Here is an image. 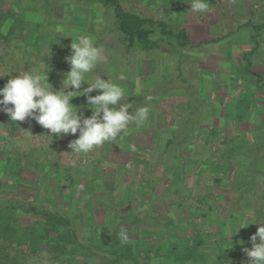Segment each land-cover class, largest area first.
<instances>
[{
    "label": "rangeland",
    "instance_id": "374dc122",
    "mask_svg": "<svg viewBox=\"0 0 264 264\" xmlns=\"http://www.w3.org/2000/svg\"><path fill=\"white\" fill-rule=\"evenodd\" d=\"M121 1L124 9L131 13L156 23L166 19L171 25H175L177 29H188L191 35L197 39L205 38L209 33H211L212 37L220 36L223 31H226L229 36L221 40V42L211 43L209 46L208 44H206V46L202 45L199 49H191L189 47L184 49V58L179 61L182 63L181 71H183V73L185 72V88L187 87L188 89L189 87V90L191 89L193 91L199 100L197 104H204V108L214 106V102L211 101L213 98L216 100L218 106H216V110L221 111L226 107L231 108L230 111L232 114H230V116L233 117L232 123L234 122L235 128L237 127L236 124L238 122L240 123V121L236 119L235 112L241 109L246 101L250 100L247 109L248 117V113L252 114L254 111L264 117L263 107L258 108L259 102H264V93L256 88L258 79L254 78L251 74L257 73L264 78V32L259 38H256L260 44L258 51L250 61H247L245 55L254 48L255 44H253L251 39L253 33L249 31L250 28L249 30L243 29L239 31V26L247 23H251L253 26L264 25V9L261 10L262 4L264 5V0H210V12L191 13L187 11L186 13L183 12V16L181 14L179 16L176 13L181 6L189 10L190 6L188 3L190 0L178 1L177 4H179V6H174L172 8L174 14L171 15H169L171 10L169 9L171 4L170 1H160L161 6L158 0ZM70 3H75L79 6L72 7ZM115 23L116 20L110 8L95 6L91 9V4L88 0H0V76L5 75L3 78H0V88H3L11 78V76L6 74L11 73L15 76L22 72L40 69L41 71H49V83L55 90L59 91L64 79L63 74L70 70V66L64 59L67 55H70L71 52L70 45L72 43V38L67 36H76L80 34L92 36L96 44L105 49V55L108 57V63L99 65L97 69L90 74L92 77L101 75V78L107 79V76L109 77L112 73H118L121 67V73L124 75L127 74L128 76L138 74L140 76L137 77L138 79L143 77V75H148L151 72V68L153 73L160 72L164 66L162 64L167 59L172 63L173 69L171 73L175 71L174 75H179L177 67L180 66V64L176 61V66H178L176 67L174 65L177 57L172 52L171 47L163 51L146 54L137 51L128 52L129 50L126 49V43ZM247 34H250V39L247 37ZM24 43L28 44V47ZM144 56L150 58L149 60H154V62L158 61V69L156 71L155 64L152 63L151 65L149 61L144 65L143 63L140 65L138 61L139 59L141 61V58L144 59ZM118 62L121 65H117ZM248 70L251 71L250 74L247 73L249 72ZM153 79H155V76ZM261 82L262 83H260L259 80V84L264 85V79ZM177 85L179 84L177 83ZM87 86V84L84 85V87ZM188 92L191 93V91ZM96 94H98L96 91L92 93L93 96ZM245 97L249 100H245ZM188 98L192 101L190 97ZM0 99H2V97H0ZM190 101L189 105H191ZM71 103L78 108L82 107L83 115L89 116V112L91 111L88 108L86 97L81 96L74 98ZM255 116L256 115H254V118ZM261 120L259 118V121ZM251 125L253 126L254 124L251 123ZM216 128L223 129L224 136L236 135L235 138H241L242 141L239 144L243 142L244 144L238 145L245 146L248 148V151L250 148L249 146L253 145L247 143L246 137L249 139L258 138L255 137V135L254 137L253 135H248L247 133H249V131L242 132L235 130V133L232 134L226 127H221L220 124L216 126ZM202 129L205 131L209 130L205 128ZM203 130L193 129L189 138L190 141L187 143L194 145V148H203L202 145L204 142L203 136L201 135ZM155 131L157 132V136H159L163 130L159 129ZM48 134L49 131L34 120H27L24 122L18 121L15 123L11 122L6 113L0 112V160H4V158L10 156L20 159L22 163L29 162L31 166L35 163H43L46 164V168H48L45 172L39 171V173H33L29 169H26L25 173L27 175V180L31 183L34 182V186L24 185V187L19 189L23 192L29 191L32 196L31 200H35L39 202V204H51L53 200L60 208H66L68 210L77 208L78 205L81 204L80 202L88 187L87 178L89 179L90 177L103 181L104 185L102 189L104 191L102 189L99 191L108 195L105 203L112 206L113 204L110 202L112 201L113 194L118 191L119 185L129 181V176H127V174L125 175L126 177L122 175L124 174L123 169H121L123 164L126 171L127 169H131L132 166H135V170L142 173V178L140 179L148 182L146 185L140 186L141 188L139 187L140 191H146L148 186L153 188L151 190H155V188L159 187L152 183L153 181H151L147 173L148 171L143 170L140 164H135L134 161H130L136 158V154L134 156L133 153L132 155H122L118 153L115 159L109 161L107 154L112 149L111 142L105 143L102 147H98L94 151L89 152L92 156L93 164L90 165L88 163L87 166H83L72 157L70 148L68 147L70 141L77 138L79 133L75 136L69 134L60 138L47 137ZM198 135L199 137L197 138L196 136ZM221 140L223 141V139ZM214 143L215 141L211 144ZM210 148L213 152L211 156L217 158L219 164H223V161L219 159V153H216V151H219L220 147L216 150L211 146ZM163 152H157L156 156L158 159L156 158L154 160L156 164L154 168L156 169L153 171L154 173L156 172L155 175L160 186L164 181L172 179L170 171L174 169L164 167V165L167 166L168 163L171 162L170 160L167 162V160L173 157L166 159V157H163ZM192 154L193 153H190V155ZM180 159L185 160L183 156L180 157ZM185 161H188V159ZM214 163V159L209 157L204 161L198 162V165L196 164L197 169L195 170L197 171H194L197 174L196 183L200 186L202 191L191 193L189 197L192 198V200L203 198V202L198 204L195 203V201H190V204L185 205L187 207L184 208V216L188 218V222L190 223L186 224L187 229L184 233V238L188 237L192 239L195 237L202 239L205 243V245L202 246V250H211L213 255L210 257L213 258V260L217 259L215 262H218L222 257H229L236 254H239L242 259H246L247 256L243 248H251V227L250 225L246 226V224H239V222H242V217L245 218L246 211L249 210L247 208H237L234 214L232 212L234 210L229 209L232 206V202H234L233 200H235L233 194H231V189L232 187L238 186L237 184L241 181V176H239V181L235 183V179L233 180L235 176L233 175L235 171L233 167L229 174L226 175L217 169L218 166L214 167ZM2 164L3 162L0 161V166H3ZM111 166H116V168H118L116 170L117 173L113 174L115 177H111L110 171L108 170ZM51 171L55 173V178L54 176L52 177ZM129 173H131V171H129ZM145 173L148 175L146 174L145 176ZM38 175L42 178L40 181L37 180ZM65 175L69 176L70 179L65 182L61 180V182L64 183L63 187L57 186L56 178ZM109 178H111V180ZM217 178H224V182L222 184H217ZM125 189L127 192L130 190L128 187ZM210 189L213 192H209ZM44 192L49 193L53 198L48 199L43 197ZM192 194H195V196ZM146 195L149 194L144 193L141 195V197L143 196L142 198L139 197L140 202L142 200L141 203H143V198ZM65 196L70 197L72 201L68 199L64 200ZM253 198L256 199V195L251 196V201L254 202L255 200H253ZM124 201L126 203H131L132 196L128 198L126 196ZM211 204L217 205L216 213H218L221 218L226 217V214H228V218L231 213L234 214L235 216L233 218L237 220V225L234 227L229 223H225V226L223 225L220 230L217 229L219 226L215 223L213 226L210 224L208 225L207 223L210 220H206L203 217L201 218L200 215L203 214V212L206 213ZM144 205V203L143 205H134V209L137 212L143 213V211H147ZM195 205L197 207L196 210L193 209ZM160 208L161 206L156 208L159 211V215H156V220L162 224L164 221L168 220H162L161 214H164V212L163 209L161 210ZM188 208L191 211L188 210ZM116 209L119 210L118 208ZM251 210H254L253 217L255 219L261 218L259 215L261 209L256 210V208H253ZM98 215L97 217H100L98 218L99 223L103 221L107 222V220L109 221L111 217H113L112 213L102 214V212H100ZM243 220L246 222V219ZM80 221L84 224L85 219L81 217ZM263 221L262 223H264ZM224 222H226V219ZM258 222L261 223L259 220ZM169 225L171 226V224ZM242 225L244 228H241L238 232V229ZM255 225L256 227L258 226L257 224ZM256 227H253V232ZM222 228L224 230L227 229L228 234L230 233L228 229H232V232L237 236V240L234 241L235 245L231 244L233 246L230 245V242L224 244V247L220 248L222 249L221 253L216 249L215 240L220 241L218 237L223 234L222 232L220 233ZM257 230L255 232H257ZM239 238H242L241 241H243V244L240 242L239 244L237 243ZM13 248H16V245H14ZM11 251L16 253L14 250ZM26 253V251H23L22 255ZM29 260L31 264H59L52 262L53 257L47 254V252H41L36 257ZM95 264L109 263H101L99 258Z\"/></svg>",
    "mask_w": 264,
    "mask_h": 264
},
{
    "label": "trees",
    "instance_id": "16d2710c",
    "mask_svg": "<svg viewBox=\"0 0 264 264\" xmlns=\"http://www.w3.org/2000/svg\"><path fill=\"white\" fill-rule=\"evenodd\" d=\"M88 1L91 4V9L95 6L110 8L116 20L117 29L126 43V49L129 50L128 52L137 51L146 54L163 51L165 47H171L172 52L177 57L174 65L176 66V61L180 64V66H176L179 76L183 74V71H181L182 63L179 60L182 59L185 48L199 49L204 44L218 43L229 36L226 31H223L220 36H214L215 38L209 33L205 38L197 39L191 35L188 29H177L175 25H171L166 19L156 23L125 10L121 0ZM158 1L160 5L161 0ZM169 1L171 3L169 15H171L174 14L172 8L179 6L177 2L180 0ZM71 6L77 7L79 5L72 3ZM187 11L181 6L176 14L180 16V14L182 15L183 12L186 13ZM239 27V31L243 29L249 30L250 28L249 31L253 33L251 39L253 44L255 43L256 45L254 44V48L245 55V59L250 61L260 47L256 38H259L264 32V25L253 26L251 23H247ZM247 37L250 39V34H247ZM166 61L164 72H172V63L168 59ZM154 64L156 71L158 69L157 62H154ZM173 72L175 73V71ZM247 73L250 74L251 71ZM251 74L254 78L258 79L256 88L264 93V85L259 84V80L262 83L263 76L257 73ZM187 96L192 99L193 105L196 108L199 102L196 95L193 92H188ZM244 99L249 100L246 97ZM249 103L250 100L246 101L241 109L236 110V119L240 122L246 121L254 124L250 128L249 133H247L248 135L264 137V117L255 111L254 113L251 112L252 114L248 113V117L247 109ZM261 107H263L264 111V102H259L258 108ZM254 115H256L255 118ZM186 117L185 124H190L194 120V116L192 115ZM259 118L262 120L259 121ZM196 130L201 131L203 129L198 128ZM192 131L193 128L187 126L175 131L163 129L162 134L167 136L163 157H166V159L172 158L175 149L180 147L187 148L184 149L187 150L183 156L185 160L201 159L204 161L210 157L215 161L214 167L218 166L217 169L224 174L227 175L232 167L236 172H239L241 181L237 184V191L242 189V186H248L251 183L253 185L257 182L255 170L256 165L264 161V142L256 141L254 146H249L248 151V148L238 145L242 141L241 138H235L236 135L224 136L223 129L213 127L202 131L201 135L203 136L204 144L202 145L203 148L200 149L198 147L194 148V145L187 143L190 141L187 136L191 135ZM196 137L198 138L199 135ZM221 139L223 141L219 151H216V153H219V159L223 161V164H219L217 158L211 156L213 152L210 148L212 142H219ZM181 140L185 142L181 144ZM111 146L113 147V144ZM190 153L193 154L190 155ZM169 160L170 158L167 162ZM0 161L3 162V166H0V264H31L29 259L36 257L41 252H47V254L52 255V262L59 264H95L99 258L101 263L109 264H153L154 259L161 260L163 251L160 245L157 243L152 245L149 241L147 243L145 240L146 235L150 232L149 228L146 226L141 228L140 221L145 218L146 211L140 213L134 209V205H137L140 201L139 197L144 194L143 191L139 192V187L146 185L147 181L134 176L128 177L129 181L120 184L118 191L113 194L112 201L110 202L113 205L109 206L105 203L108 195L99 191L104 185L103 181L89 177V179L87 178L88 187L80 202L81 204L77 208L68 210L60 208L53 200L51 204H39V202L31 200L32 196L29 191L23 192L19 190L24 185L34 186V182L31 183L27 180L26 169H29L33 173H39V171L45 172L48 169L46 168V164L35 163L33 167L29 162L22 163L20 159L10 156ZM249 169L251 172L248 174ZM54 174L52 172V177L54 176L55 178ZM41 179V176L38 175L37 180L40 181ZM69 179L70 177L67 175L56 178L57 186L63 187V182ZM216 181L217 184H222L224 178H217ZM262 181L264 184V179ZM127 187L130 189L129 192L125 191ZM245 193V200H247L249 193ZM240 194L242 195L243 193ZM35 196L37 197L36 194ZM126 196L127 198L128 196H132L131 203L124 201ZM43 197L48 199L53 198L52 195L46 192L43 193ZM67 199L71 200L70 197L65 196L64 200ZM196 202L202 203L203 198H198ZM143 203L147 205L146 202ZM100 212L102 214L112 213L113 217H111V220H107V222L103 221L99 223L98 218L100 217L97 216H99ZM200 216L206 218L207 214L203 212ZM81 217L85 219L84 224L80 221ZM254 220L251 223L258 222L259 218ZM164 225L158 221L156 227L159 229L174 227L169 224ZM252 226L255 228L256 225H250L251 236L256 233L255 231L258 228L257 226L253 232ZM121 230L126 232L127 240L121 239ZM157 233H162V231ZM241 240L242 238H239L237 243L239 244ZM14 245H16V248H13ZM167 245L169 247L172 245L169 254L175 259L176 264H193V261L199 259L197 258L199 250H202V246L205 243L202 239L194 237L187 239L185 244L180 245L179 239L171 237ZM11 250H14L16 253ZM23 251L27 253L22 255ZM227 260L241 261L242 257L239 254L222 257L214 264H223Z\"/></svg>",
    "mask_w": 264,
    "mask_h": 264
},
{
    "label": "crops",
    "instance_id": "0c3cea01",
    "mask_svg": "<svg viewBox=\"0 0 264 264\" xmlns=\"http://www.w3.org/2000/svg\"><path fill=\"white\" fill-rule=\"evenodd\" d=\"M161 1L167 2L169 0H161ZM263 9H264V5L262 4L261 10ZM25 45L27 46L28 44ZM204 45L206 46V44ZM165 49L167 48L165 47ZM183 58L184 57H182V59ZM141 59H142L141 61L140 59L138 61L140 65H142V63L144 65L148 61L151 63V65L152 63H154V60L151 59L152 60L151 61L149 60L150 58L146 56L144 57V59L143 58ZM165 62L162 65H164ZM117 65H121V64H119L118 62ZM184 73L180 76L179 75L176 76L174 75V73L171 72L165 73L163 66L161 71L158 73H153V70L151 68V72L148 75H143V77L137 79V77L139 76L138 74L131 73L132 74L131 76H128L126 74L125 75L126 79L121 81L118 80V76L121 74V67H120L118 73L115 72L109 76L110 79H112L114 82L120 83L121 86L125 89L126 92L125 101L126 102L129 101L133 105V109H130V111H134L135 108L142 106H148L150 107L151 110L150 118L145 125L139 128H137L135 125H131L126 133L121 134L115 141H112L113 147L108 152L107 158L109 159V161L113 160L116 158V155L118 153L122 155L124 154L132 155L133 153L134 156L136 154L135 156L136 158L131 159L130 161L131 162L134 161L135 164L136 163L140 164L143 170L148 171L147 173L149 174L151 181H153L152 183L159 186L158 188H155V190H151L153 188L151 186H148V189H146V191H143V193L146 192L149 195H146L143 198L144 199L143 202L147 203V205H144L146 207L147 213H146V217L140 221L141 228L143 226H146L149 228L150 231L146 235L145 241H147V243L148 241L151 242L152 245L154 243H157L158 245H160L163 251V256L161 260L154 259L153 264H176L175 259L172 257V255L169 254L170 250L172 249V245H170L169 247L167 244L171 237L179 239L180 245L185 244L186 241L185 239H189L188 237L184 238V233L186 232L187 229L186 224L190 223L188 222V218L184 216V210H185L184 208L187 207L185 205L190 204V201H195V203L199 204L200 202H196L197 200L195 199L192 200V198H190L189 196L191 195V193L202 191L200 189V186H198V184L196 183L197 174L195 173L197 171L195 170L197 169L196 164L198 162H201L202 160L188 159V161L185 160L180 161V157L184 156V152L187 151L182 149V147L175 149L173 158L170 159L171 162H169L167 166L164 165V167L170 169L174 168L172 171H170L171 172L170 175L172 176V179L171 180L168 179L167 181H164L163 184L161 183L160 186V183L158 182V179L155 175L156 172L155 173L153 172L156 169L154 168L156 167L154 160L156 158L158 159V157L156 156L157 152L162 153L164 151L165 145L167 143V136L163 135L162 133H160L159 136H157L156 134L157 132L155 130L169 129L175 131L185 126L191 127L194 130L198 128L211 129L220 124L221 127H226L230 131V133L234 134L235 130L248 132L252 127L250 123L246 121H242L236 124L237 126L236 129L233 124L234 122L232 123L233 117L230 116V114H232V112L230 111L231 108L226 107L221 111L216 110L217 103L214 98L211 100L214 102V106L204 108V104L202 105L198 104L197 107L195 108L192 101H190L187 96L188 95L187 91H191V92L193 91L191 89L189 90V87L188 89L187 87L185 88L184 82L186 81V77ZM154 76L155 79H153ZM177 83L179 85H177ZM147 96H152L153 97L152 101L150 102L146 101L145 97ZM189 101L191 102V105H189ZM190 115L194 116L193 117L194 120H192L190 124L189 123L185 124L187 118L186 116L189 117ZM89 116H91V112H89ZM187 138H190V135H188ZM246 139H247V143L253 146L256 144V141L264 142V137L261 136L258 137L257 139L255 138L249 139L247 137ZM183 142L185 141L184 140L180 141L181 144ZM242 144H244V142L239 145ZM131 145H135V151L130 150ZM243 148L246 147L243 146ZM117 169L118 168H116V166L113 167L111 166L110 169H108L110 171L111 177H115L113 176V174L117 173L116 171ZM121 169H123L124 174L122 175L124 176L127 174V176L129 177L134 176L139 179L142 178V173L141 172L139 173L138 170H135V168L127 169L128 171L127 172L123 164L121 166ZM129 171H131V173H129ZM250 172L251 171L249 169L248 174ZM147 173H145V176ZM255 174H256L257 182H255L253 185L251 183V185L249 184L248 186H242L241 187L242 189H240L239 191L235 189L237 187H232L231 189L232 191L231 194H233V198H235V200H233L234 202H232V206H231L232 208L230 207L229 209H233L234 211L232 212L235 214V210L237 208H243V209L247 208L249 211H246L247 212L246 216L244 215L245 218L242 217L241 219L242 222L241 223L239 222V224H243V225L246 224V226H249L251 221L255 219L253 217L254 210H251L253 208L254 209L256 208V210L261 209V211H259L261 212L259 214L261 217L259 221H261V223L264 219V184L262 181V179H264V161L256 165ZM233 175H235L233 180L235 179L236 181L235 183H237V181H239V176H240L239 172L236 173L235 171ZM109 179L111 180V178ZM195 184L197 189L195 188ZM210 191L211 189L209 190V192ZM245 192L249 193V195L247 196V200H245V194H246ZM240 193H243L244 196L243 194L241 195ZM192 195L195 196V194ZM252 195H256V197L258 198V199L253 198V200H255L254 202L251 201ZM141 202L139 201L137 204L143 205V203ZM158 206H161L160 209L161 210L163 209L164 212V214H161L162 220L164 219L168 220V221H164L163 224L166 225L169 223L175 227H169V229L168 228L159 229L156 227V224H158V220H156V215H159L158 214L159 211L158 209H156L158 208ZM216 206L217 205L215 204L214 205L211 204V206L207 209V212L206 213L204 212L205 214H207V217L204 219L210 220L208 221L207 224L213 226L215 223L216 225L219 226L217 228L219 230L225 223H229L230 225L235 227L238 222L236 219L233 218L234 215H232L231 213V215H229L228 218V214H226L227 215L226 217L221 218V216H219V214L216 213ZM193 209L194 210L197 209L196 205ZM201 209H202V205H201ZM188 210L190 209L188 208ZM225 219L226 222H224ZM243 219H246V222H244ZM159 231H162V233H157ZM220 232H222L223 234H221L218 237L220 241L215 240V246L216 249L222 253V249L220 248L224 247L223 245L226 244L227 242H230V245L231 244L235 245L234 241L237 240V236L232 232V229H230V233L228 235H227L228 233L227 229L224 230L222 228ZM212 255L213 254L211 250L209 251L199 250V254L197 256V258L199 259L193 261V264H214L216 263L215 261L217 259L213 260V258H211ZM242 264H247V258L242 259Z\"/></svg>",
    "mask_w": 264,
    "mask_h": 264
},
{
    "label": "clouds",
    "instance_id": "9594fccd",
    "mask_svg": "<svg viewBox=\"0 0 264 264\" xmlns=\"http://www.w3.org/2000/svg\"><path fill=\"white\" fill-rule=\"evenodd\" d=\"M188 4L191 13L211 11L210 0H190ZM67 37L72 38L71 52L64 59L70 70L63 74L61 89L57 91L49 83V71L33 69L15 76L6 74L11 78L0 88V112L6 113L15 123L34 120L49 131L47 137L60 138L79 133L68 147L71 153L86 154L115 141L131 125L137 128L145 125L151 110L148 106H142L130 111L133 105L125 101L126 92L120 83L108 76L103 79L100 75H90L99 65L108 63L105 49L98 46L92 36L80 34ZM124 79L126 77L121 73L118 80ZM85 84L88 86L84 87ZM94 91L98 94L93 96ZM81 96L86 97L91 116H84L82 107L71 103ZM145 99L150 102L153 97L147 96ZM130 150L135 151V145H131ZM251 224H257L258 230L250 237L252 247L243 248L247 264H264V223ZM241 228L244 226L238 232ZM120 235L122 240L128 239L124 230ZM240 243L243 244V241Z\"/></svg>",
    "mask_w": 264,
    "mask_h": 264
},
{
    "label": "built area",
    "instance_id": "2783aa9c",
    "mask_svg": "<svg viewBox=\"0 0 264 264\" xmlns=\"http://www.w3.org/2000/svg\"><path fill=\"white\" fill-rule=\"evenodd\" d=\"M221 143H222V140L219 141V142H215L214 144H210L211 147H213L214 150H216L218 147L221 146ZM71 149H70V153H71ZM72 154V157L75 158V160L80 164V165H83V166H87L88 163L90 165L93 164V159H92V156L89 154V153H86V154H76V153H71ZM135 166H132V168H134ZM252 247V245H251ZM223 264H242L241 261H231V260H227L225 261Z\"/></svg>",
    "mask_w": 264,
    "mask_h": 264
}]
</instances>
